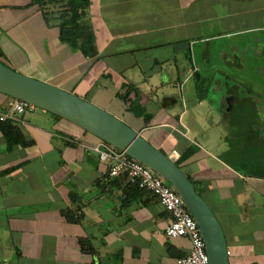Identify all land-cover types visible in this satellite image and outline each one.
<instances>
[{"label":"crops","instance_id":"crops-1","mask_svg":"<svg viewBox=\"0 0 264 264\" xmlns=\"http://www.w3.org/2000/svg\"><path fill=\"white\" fill-rule=\"evenodd\" d=\"M180 4L89 0L85 20L96 52L85 56L60 40L55 19L46 21L47 3L0 0V59L12 67L16 50L26 53L21 73L96 105L90 98L100 99L99 107L174 160L193 147L179 166L196 190L205 185L207 198L200 194L218 208L229 263L264 264V175L249 178L233 165L246 159L232 151L233 103L181 93L187 38L172 26L185 20L187 4ZM37 24L56 30L32 34ZM171 72L178 77L168 78ZM11 100L0 93V110ZM10 121L30 143L7 147L0 129V264H175L188 253L186 237L164 235L171 214L154 194L123 175L107 176V163L90 148L98 137L47 111ZM217 144L230 152L228 160L209 148Z\"/></svg>","mask_w":264,"mask_h":264},{"label":"rangeland","instance_id":"rangeland-1","mask_svg":"<svg viewBox=\"0 0 264 264\" xmlns=\"http://www.w3.org/2000/svg\"><path fill=\"white\" fill-rule=\"evenodd\" d=\"M178 2H181L180 5L187 4L181 12V19H185L183 24L172 25L174 28L181 26V36L187 38L184 41L187 45V57H182L183 68H180L178 73L179 79L187 75L186 82L184 81L185 83L183 82L181 85V93L220 100L228 99L232 93L237 96H246V106L252 108L251 104L254 103L256 104L254 106L263 111L261 115H264V0H178ZM25 11V8H21L16 17L21 16ZM48 11L46 10V15L51 19ZM175 15L177 18L178 14ZM19 26L21 27V25ZM156 28H160V25ZM55 30L53 26L50 27V30H46L42 24H37L32 34L45 31L54 32ZM19 40L23 42L22 39ZM41 42L45 43V41ZM16 51L15 60L9 62L8 57L6 58L10 65L16 69L9 67L19 72H27L24 71L26 70L25 66L19 63L21 56L23 59L26 58V53L22 55L19 50ZM193 66H197L198 72H192ZM175 76L176 73L171 72L168 78ZM56 82H60V79ZM6 97L10 98L9 96ZM90 99H94L99 106L104 104L98 98L91 97ZM35 110L38 115L45 111L38 107ZM64 121L71 123L65 119ZM192 121L194 120L185 119L187 123ZM240 125L239 137L235 138L236 145H233L232 151L234 153H239L241 150L246 152L247 159H241L234 162L233 165L243 173L249 171L246 174L249 178L263 176L264 120L260 123H254V128L259 127L256 129L258 137L249 139L244 138L240 133L242 130L243 134L246 133L245 129L249 122L241 120ZM205 134L207 136V131ZM90 137L93 139V136ZM215 140L216 138L211 139L208 144L215 142ZM208 144L204 146L207 147ZM216 147L209 148H212L220 159L228 160L227 157H230V152L223 151L220 144H217ZM197 183L199 184V182ZM198 186L203 197L207 198L204 193L205 185L201 184V187L199 184ZM212 207L217 216L220 217L218 208L214 205Z\"/></svg>","mask_w":264,"mask_h":264},{"label":"water","instance_id":"water-1","mask_svg":"<svg viewBox=\"0 0 264 264\" xmlns=\"http://www.w3.org/2000/svg\"><path fill=\"white\" fill-rule=\"evenodd\" d=\"M0 93L58 115L150 168L181 196L193 215L205 242L209 264H230L225 232L210 205L175 160L139 132L83 97L16 71L1 61Z\"/></svg>","mask_w":264,"mask_h":264},{"label":"built area","instance_id":"built-area-1","mask_svg":"<svg viewBox=\"0 0 264 264\" xmlns=\"http://www.w3.org/2000/svg\"><path fill=\"white\" fill-rule=\"evenodd\" d=\"M33 104L13 99L6 110H0V120H17L21 115L35 110ZM98 159L107 163V176L115 179L121 175L139 188L154 194L162 207L171 214V221L164 229L166 237H186L190 242L188 253L177 256L175 264H209L205 242L199 226L181 196L162 177L105 141L90 147ZM174 154H177L173 151Z\"/></svg>","mask_w":264,"mask_h":264},{"label":"trees","instance_id":"trees-1","mask_svg":"<svg viewBox=\"0 0 264 264\" xmlns=\"http://www.w3.org/2000/svg\"><path fill=\"white\" fill-rule=\"evenodd\" d=\"M33 1L41 5L45 3L48 4V14H50L51 19H55L57 21L61 41L67 43L73 48L79 49L85 56H93L95 54L96 50L94 45L93 33L90 29L89 24L85 20L86 9L89 5V0ZM46 14L47 13L44 12L46 21L49 22V18ZM0 61L6 64L1 59ZM56 117L60 118L58 115H56ZM0 129L7 141V147H11L14 144L28 145L30 143V141L25 138L18 125H15V123L10 120H0ZM193 150V147L189 146L183 152V154L180 155L179 159L175 160V162L179 165L184 157L192 154ZM135 187L137 189H141L137 185Z\"/></svg>","mask_w":264,"mask_h":264},{"label":"flooded vegetation","instance_id":"flooded-vegetation-1","mask_svg":"<svg viewBox=\"0 0 264 264\" xmlns=\"http://www.w3.org/2000/svg\"><path fill=\"white\" fill-rule=\"evenodd\" d=\"M224 100L227 101L229 103V105L231 103H233L231 106V109L229 111V113H230L229 114V121L231 122V126L233 127L232 137H234L233 143L231 142L232 143V149H233V145H236V139L239 137L238 131H239V128L241 127V125H240L241 120H245V121L249 122V125L245 129L246 133L243 134V130L240 132V133H242L244 138L249 139L252 137H258V131L256 129L259 127L254 128V123L255 122L260 123L261 121L264 120V115H261V112H263V111L261 109H258L256 106H254V105H256L254 103L251 104L252 108H248L246 106L247 105L246 96H237V95H234L232 93L228 99H224ZM255 103H256V101H255ZM237 154H241V157L247 159L246 152L241 150Z\"/></svg>","mask_w":264,"mask_h":264}]
</instances>
